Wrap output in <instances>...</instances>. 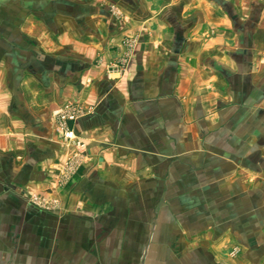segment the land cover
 <instances>
[{
  "label": "crops",
  "instance_id": "obj_1",
  "mask_svg": "<svg viewBox=\"0 0 264 264\" xmlns=\"http://www.w3.org/2000/svg\"><path fill=\"white\" fill-rule=\"evenodd\" d=\"M0 264H264V0H0Z\"/></svg>",
  "mask_w": 264,
  "mask_h": 264
},
{
  "label": "built area",
  "instance_id": "obj_2",
  "mask_svg": "<svg viewBox=\"0 0 264 264\" xmlns=\"http://www.w3.org/2000/svg\"><path fill=\"white\" fill-rule=\"evenodd\" d=\"M68 107V104H63L54 111L55 116L58 118L57 132L61 136L64 143L72 145L75 148L76 154L82 155L85 151V144L75 135L72 129H69L65 125H62L65 124V120L67 117H69V119H72L74 117V114L66 117L65 113L67 112ZM30 199L33 203L38 205L46 204V202H44L45 200L38 196L32 195Z\"/></svg>",
  "mask_w": 264,
  "mask_h": 264
},
{
  "label": "rangeland",
  "instance_id": "obj_3",
  "mask_svg": "<svg viewBox=\"0 0 264 264\" xmlns=\"http://www.w3.org/2000/svg\"><path fill=\"white\" fill-rule=\"evenodd\" d=\"M63 104H68L69 105V107H68V110H67V112L65 113V115H66V117L67 116H70V115H72V114H75V112L73 111V106H71V104L69 103V102H66V103H63ZM63 104H61L60 106H62ZM60 106H58V107H60ZM58 107H56L53 111H52V114H53V116H54V131H55V133H56V136H57V138L63 143V144H65V145H67V146H69V147H71L74 151H75V148L72 146V145H70V144H67V143H64L63 141H62V138H61V136L58 134V132H57V127H58V118L55 116V114H54V111L55 110H57L58 109ZM69 119V117H67L66 118V120L65 121H67ZM71 120V119H70ZM62 125H65L66 126V123L65 124H62ZM67 127V126H66ZM67 128H69V127H67ZM69 129H71V128H69ZM77 136V135H76ZM78 137V136H77ZM79 138V137H78ZM80 139V138H79ZM81 140V139H80ZM82 142H83V140H81ZM84 143V142H83ZM85 144V143H84ZM76 152V151H75ZM85 152V151H84ZM46 199V198H45ZM52 201V200H51Z\"/></svg>",
  "mask_w": 264,
  "mask_h": 264
}]
</instances>
